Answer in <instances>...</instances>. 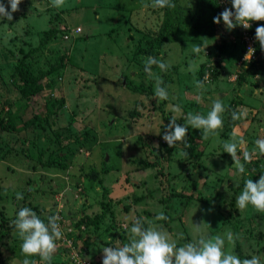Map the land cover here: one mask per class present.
Returning a JSON list of instances; mask_svg holds the SVG:
<instances>
[{"label":"rangeland","instance_id":"374dc122","mask_svg":"<svg viewBox=\"0 0 264 264\" xmlns=\"http://www.w3.org/2000/svg\"><path fill=\"white\" fill-rule=\"evenodd\" d=\"M223 1L228 2L173 0L175 8L161 9L151 7V0H65L60 8L53 7L52 0H22L12 21L0 18V120L11 118L20 124L37 114L44 128L37 135L35 130L10 133L0 128V210L7 226L13 225L22 207L46 218L58 215L60 225L64 222L63 238L56 242L58 252L68 241L73 242L72 232L84 237L85 227L76 229L69 222L84 214L103 213L106 225L123 224L126 230L118 227L116 232L117 239H122L119 246L129 242L132 221L143 218L162 226L178 246L230 231L234 242L228 245L226 241V250L241 259L257 255L264 261V212L251 204L243 210L236 206L243 191L241 183L258 181L264 175V155L255 144L264 139V73L247 77L239 86L236 74L241 64L236 59L241 49L236 46L220 66L211 67L214 79L211 73L205 74L203 90L194 83L199 80L203 52L212 49L215 41L204 33L214 25L216 6L220 13L225 9ZM3 2L7 5L8 0ZM166 11L173 26L163 32L168 42L160 35ZM194 13L203 17L199 32H192ZM189 14L193 18L184 23ZM78 27L81 32L75 34ZM217 30L227 31L222 19ZM231 36V43H240L234 33ZM205 45V51L203 47L200 53L193 50ZM149 56L171 67L161 71L153 66L150 78L144 71ZM192 61L195 73L188 71ZM18 63H23L26 74L40 88L28 101L21 99L17 84L25 86L17 74ZM156 76L171 86L169 99L155 97ZM217 98L226 108L223 126L207 139H196L199 146L194 156L185 157L176 148L170 161L142 167L159 154V142L166 143L165 126L172 116L178 119L189 112L206 116ZM177 105L180 113L172 111ZM234 110H246L247 117L234 121ZM195 130L189 126L188 132L195 134ZM234 131L245 141L243 151L256 150L252 161L259 167L257 171L255 166H245L240 173L231 155L224 152L223 143ZM23 137L30 142L24 144ZM56 137L62 141L65 168L33 171L29 158H35L38 151L46 149L57 155L51 142ZM237 155L243 163L242 151ZM193 163L199 166L193 169ZM91 171L97 172L98 179L84 177ZM16 193H22L23 200H17ZM192 194V198L186 197ZM103 204L108 210H103ZM233 210L235 217L225 214ZM160 212L168 219L155 220ZM201 223L197 229L196 224ZM234 223L240 227L235 229ZM180 233L183 239H178ZM21 243L15 226L9 231L0 229V264H22ZM80 243L83 241L77 245ZM84 248L89 249L88 258L94 260V256L102 264L103 244ZM30 258L43 264L39 256ZM69 262L61 252L52 260L54 264Z\"/></svg>","mask_w":264,"mask_h":264},{"label":"clouds","instance_id":"9594fccd","mask_svg":"<svg viewBox=\"0 0 264 264\" xmlns=\"http://www.w3.org/2000/svg\"><path fill=\"white\" fill-rule=\"evenodd\" d=\"M232 7L225 8L221 13L213 18L214 23L219 25L221 19L228 30L235 29L238 25L244 29L251 28V21H264V0H230ZM22 0H8L7 5L0 0V18L12 21L13 14L20 11ZM65 0H52V6L56 8L63 7ZM148 7V4L144 5ZM153 8H175L173 0H151ZM10 8V10H9ZM234 9V11H233ZM255 38L259 42L260 48L264 49V24L256 28ZM201 47L205 49L208 46H195L194 51L200 53ZM255 49L251 46L244 59L248 60ZM144 71L151 78L154 76L153 66L161 71H167L171 65L156 57L149 56L144 62ZM189 72L195 73L196 65L192 61L189 63ZM207 75L203 80H195V86L203 90ZM169 87L165 85L162 78L155 77L154 95L160 100L169 99ZM175 113H180V106L172 108ZM226 111L223 102L217 98L213 101L211 110L208 114H193L189 112L185 117L186 123L181 125L177 123V117L172 116L170 122L165 126L166 131L163 140L169 147H175L178 142L185 144L186 148H191L187 143L188 128L202 130V137L207 139L210 133L222 128V114ZM247 117V111H232L231 118L236 121ZM158 133L157 135H159ZM245 141L238 137L234 131L230 140L223 143L224 152L231 155L234 161V167L240 172H245V163H250L256 155V150L251 152L243 151ZM259 153L264 155V139L255 141ZM238 151H242L245 163H241L238 158ZM183 156L188 157V152H183ZM17 200H23L22 193H16ZM251 204L257 211L264 212V175H261L258 181L247 179L244 183L243 191L237 197L236 206L238 209H245ZM58 215H50L47 222L31 208L22 207L12 221L15 229L18 231L22 240L21 252L24 255L22 264H37L35 259L30 257L39 256L43 264H52L53 256L57 253V241L63 238L62 225L59 223ZM168 217L160 212L155 216V220H167ZM147 223V227H145ZM123 225V224H122ZM122 229H126L123 227ZM202 226L196 224L197 229ZM68 230V229H67ZM183 233L178 235V239H183ZM238 238V237H237ZM226 241L228 245L234 242L232 232H226L223 236L215 235L205 238L201 236L182 246H178L177 240L173 239L169 233L161 226L157 227L153 221L145 222L143 218H136L132 221L130 228L129 242L122 246H107L102 248V264H264L261 257L252 255L251 258L241 259L230 250H226ZM63 244V243H62ZM65 245V244H64ZM89 249L80 247L78 249V258L81 261H90L95 264L97 261L87 257ZM99 263V262H98ZM96 263V264H98ZM14 264V262H13ZM71 264V263H69Z\"/></svg>","mask_w":264,"mask_h":264},{"label":"trees","instance_id":"16d2710c","mask_svg":"<svg viewBox=\"0 0 264 264\" xmlns=\"http://www.w3.org/2000/svg\"><path fill=\"white\" fill-rule=\"evenodd\" d=\"M226 4L228 7H230V8L232 7L230 0H228V2ZM216 8H217L216 9L217 14H215V17L220 13L219 8L217 6H216ZM167 11H166V15L164 17V21H166V23L162 24V29H161L162 31L160 32L162 39L166 42L169 41V37H165L163 32L168 30V29H172V27H173L169 23L171 21V17L169 15L170 13H167ZM194 14L196 16L194 17L193 20H191L194 22V24H193L194 29L192 30V32H199L200 29L202 28V26H200V24L203 23V20H202L203 17L199 13H194ZM192 18H193V14L187 15L186 18H184V23H187V21H190V19H192ZM153 23H154V21L153 22L151 21L149 24L153 25ZM215 25H216V23H214V25L211 23V25L209 26V31L207 30L206 33H204L207 35L214 36L215 41H213L212 49L206 51L205 53L203 52V56H202L200 63H199V68H200V70L198 72L199 80H202V77L206 73H211V76L214 79L213 74L215 75V72H214L215 70H212L211 67L220 66L221 63L224 62L226 55L230 51L233 52V49L236 46H238L241 49V53L237 57L236 62H239V60L243 56V45L240 44L241 42L240 43H236V42L231 43V37L233 36V35L231 36L232 33L235 34L236 40L239 39L240 33H239V30L237 29V27L235 29H232V30L227 29V31H225V32L222 31L221 33H219V31L217 30L218 25L216 28H215ZM255 32H256V29H253L252 33L254 34V36H255ZM215 37H217V40ZM239 69H241L240 72L238 74H236L237 84L239 86H241L242 84H244L246 82L247 77H253V76L259 75L260 72L264 73V49L260 48L258 41H256V45H255V58L253 60H251L250 62H242ZM259 69H261V70H259ZM17 70H18L17 74L20 77V80L24 81V84H25V86L22 87V85L19 82L17 83V81H16V83L19 84L21 99L28 101L32 96L37 94V92L40 90V88L38 87V85L35 82L31 81L30 78H32V77L28 76V74H26V72L23 69V63H18V69ZM185 117L186 116H180L177 119V123H179L181 125L185 124L186 123ZM0 128L3 131H7L10 133H12V132L22 133L24 130H32V131L35 130V135H37L39 133V131H44V128L40 124V118L37 114L32 115L28 120H25L20 124H16L15 121H13L11 118H7L5 121L0 120ZM188 131H189V128H188ZM46 137H47V139L49 138L48 135H46ZM199 138L202 139V132L199 129H196L195 134H189V132L187 133V143L191 144V148H186L185 144L182 142H178L175 147H169L167 142L166 143L159 142V144L157 146V149H158L157 151L159 152V154L154 155L153 161L152 162H145L142 165V167L151 166L154 168V167L158 166V164L161 162V160L170 161L171 155L176 148L181 149L184 152H188V156H194L195 151L199 146L196 139H199ZM22 142L24 144H26V143H29L30 140L28 138L23 137ZM46 142H47V144L50 145V143H49L50 141L46 140ZM51 142L53 143L54 152H56L57 155H54L53 152H51L50 154L47 153L46 149L38 151L35 158L34 157L29 158V160L33 162L32 167H31V169L33 171H37L38 169L41 170V169H45V168H57L60 170H63L65 168L63 162H61L65 158L64 151H62V149H61L62 148V146H61L62 141L60 140V138L57 139V137H56V140L51 141ZM32 146H34L37 149L36 145H34L33 143H32ZM151 150L152 149H150V151ZM152 154H154L153 150H152ZM5 155H3L2 157L5 158ZM9 156L11 157V155H9ZM242 161H243V163H245L243 158H242ZM255 165H256L255 161H251L250 163H245V166L249 167V168H251V167L253 168ZM192 166H194L193 169H196L199 165L197 166V165H195V163H193ZM258 168L259 167L255 166L253 168V170L257 171ZM159 174L163 175L161 169H159ZM84 177L86 179H89L90 181L98 179L96 171H91L89 173H86ZM241 184H242L241 188H243L244 182H242ZM192 196H193V194L188 195L186 197L192 198ZM203 203H204V201H203ZM101 206H103V210L104 209L108 210V205L103 204ZM2 212H3V210H0V229H5L7 231L13 230L14 225H12V226L6 225V223L4 221L5 218H2L3 216H1ZM233 213L228 212L225 214L229 217H231V216L235 217L234 215H236L237 212L235 210H233ZM103 215L104 214L101 213V214H95L93 217H89V216L84 214V217H80V219H78L77 221H71V220L69 221L70 225L74 224L76 229L77 228L79 229L81 226H83V227H85V230H86L84 233L85 239H83L84 237L83 238L79 237L80 235H78V233L72 232L70 234V237L73 238L74 240L71 243V245L70 246L64 245L60 250H58V252H61L62 255L64 254L65 256L69 257V260H70L69 263H71V264L74 263L73 253L76 252V250L79 249L80 247L84 248L85 245L89 247L92 245V243L97 242L99 244H103L104 247L105 246L106 247L107 246H119V243L122 241V239L121 238L117 239L116 232H117V228L121 227V225H119V226L116 224L115 225L112 224V226H111V224L106 225V223L103 221ZM40 217H41V219H44L45 222H47L46 217H43V216H40ZM242 220H243V218H242ZM233 226L235 229H238L240 227V225L236 224V223H234ZM120 229L122 231L126 230V229H122V228H120ZM105 237H108V239L105 240ZM76 240H78V241L82 240L83 243H80L79 245H77L78 241L76 242ZM68 246H69V248H68ZM14 248H15V246H12V249H14ZM66 248H68L69 250H67ZM239 253H241V252H239ZM52 264H54V263H52Z\"/></svg>","mask_w":264,"mask_h":264},{"label":"built area","instance_id":"2783aa9c","mask_svg":"<svg viewBox=\"0 0 264 264\" xmlns=\"http://www.w3.org/2000/svg\"><path fill=\"white\" fill-rule=\"evenodd\" d=\"M223 4H225V8H228L227 4H226V1H223V3H221V5H223ZM250 23H251V28H249V29H244L240 25L237 26V29L239 30V33H240L239 40H240L241 44L243 45V56H242L241 60L238 63L239 65L242 62H250L251 60H253L255 58V52H254L252 57H251V54H250L248 60L244 59V57H245L246 53L248 52L250 46L253 49H255V45H256V41L257 40H256L254 34L252 33L253 29H256L261 24H264V21H251ZM80 32H81V29L79 27L74 30L75 34H79ZM122 226L125 227L124 225H122ZM67 245L70 246L71 242L68 241ZM69 246H68V248H69ZM73 257H74V263L73 264H92L88 260H86V261L79 260V258H78V250H76V252L73 253Z\"/></svg>","mask_w":264,"mask_h":264},{"label":"crops","instance_id":"0c3cea01","mask_svg":"<svg viewBox=\"0 0 264 264\" xmlns=\"http://www.w3.org/2000/svg\"><path fill=\"white\" fill-rule=\"evenodd\" d=\"M80 28V27H79ZM222 74V73H221ZM221 77H223V75H220ZM261 88H263V85H259ZM57 255V253L54 255V256H56Z\"/></svg>","mask_w":264,"mask_h":264}]
</instances>
